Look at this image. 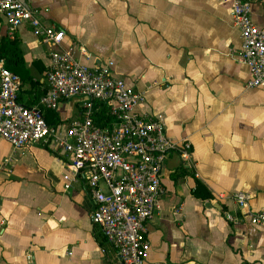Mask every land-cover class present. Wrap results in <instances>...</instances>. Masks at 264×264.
Instances as JSON below:
<instances>
[{
  "label": "crops",
  "instance_id": "crops-1",
  "mask_svg": "<svg viewBox=\"0 0 264 264\" xmlns=\"http://www.w3.org/2000/svg\"><path fill=\"white\" fill-rule=\"evenodd\" d=\"M22 1L64 30V44L75 45L82 63L113 59L115 74L143 92L137 111L161 114L166 134L190 144L189 163L175 151L164 161L161 211L147 222L146 264H264V226L225 218L227 211L240 215L231 197L240 191L252 209H264V90L246 86L250 71L239 59L230 1ZM247 1L254 24L264 28V0ZM1 39L16 42L32 75L22 81L19 102L35 103L46 87L47 46L27 25L9 34L0 17ZM81 99L59 102L58 123L79 114ZM6 159L0 264H119L90 220L95 202L84 179L63 189L62 153L43 141L13 148L0 137V162ZM196 180L211 198L193 194Z\"/></svg>",
  "mask_w": 264,
  "mask_h": 264
},
{
  "label": "built area",
  "instance_id": "built-area-1",
  "mask_svg": "<svg viewBox=\"0 0 264 264\" xmlns=\"http://www.w3.org/2000/svg\"><path fill=\"white\" fill-rule=\"evenodd\" d=\"M233 25L241 46L239 59L250 71L247 87L264 90V28L254 24L247 0H229ZM0 17L9 34L27 25L39 44L48 48L44 73L45 91L30 105L19 102L20 76L5 67L0 58V137L13 148L43 141L65 156L63 189L84 179L94 202L90 220L97 224L114 247L119 264H146L149 241L147 222L161 211V170L170 152L189 163L190 144L172 140L161 114L137 111L144 95L113 71L114 60L90 66L79 61L74 44H64L65 32L46 23L39 10L22 0H0ZM86 53L84 48L80 49ZM81 97L79 114L67 122L49 125L42 111H56L61 100ZM100 106L111 120L93 121ZM9 160L0 162V172ZM226 197L225 194L221 195ZM239 216L225 212L235 222L246 220L264 226V209L249 206V195L236 192ZM30 263L32 256L28 255Z\"/></svg>",
  "mask_w": 264,
  "mask_h": 264
},
{
  "label": "trees",
  "instance_id": "trees-1",
  "mask_svg": "<svg viewBox=\"0 0 264 264\" xmlns=\"http://www.w3.org/2000/svg\"><path fill=\"white\" fill-rule=\"evenodd\" d=\"M0 58H4L5 67L17 73L20 76L21 81L31 80L32 75H30L29 69L25 66L23 57L15 41L9 39L0 40ZM40 71H42V69ZM42 113L49 125H55L59 122L55 111L43 110ZM110 120L111 117L104 106H100L93 116V121L98 125H104ZM192 192L195 196L203 199L211 198L212 196L209 190L199 180L195 181V186L193 187ZM104 239H106L105 236Z\"/></svg>",
  "mask_w": 264,
  "mask_h": 264
}]
</instances>
